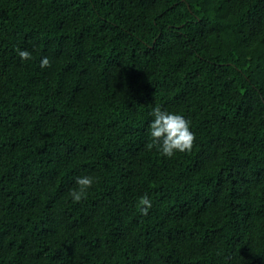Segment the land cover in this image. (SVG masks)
Segmentation results:
<instances>
[{"label":"trees","instance_id":"16d2710c","mask_svg":"<svg viewBox=\"0 0 264 264\" xmlns=\"http://www.w3.org/2000/svg\"><path fill=\"white\" fill-rule=\"evenodd\" d=\"M0 264H264V0H0Z\"/></svg>","mask_w":264,"mask_h":264},{"label":"clouds","instance_id":"9594fccd","mask_svg":"<svg viewBox=\"0 0 264 264\" xmlns=\"http://www.w3.org/2000/svg\"><path fill=\"white\" fill-rule=\"evenodd\" d=\"M17 53L22 60L32 58L27 50L17 49ZM41 68L50 67V60L47 57L42 58ZM154 119L149 125V134L151 142L147 148L151 150L156 147L161 154L166 157H172L175 152L191 151L195 136L190 131L189 121L179 113L162 110L159 106L152 111ZM94 178L91 176H79L76 178L77 188L70 190V196L74 202H80L86 195L88 189L93 185ZM138 204L142 214L147 215L151 207V200L145 194L139 198Z\"/></svg>","mask_w":264,"mask_h":264}]
</instances>
